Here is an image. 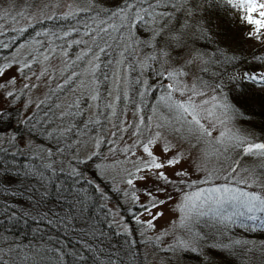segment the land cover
<instances>
[{
    "label": "snow or ice",
    "instance_id": "snow-or-ice-1",
    "mask_svg": "<svg viewBox=\"0 0 264 264\" xmlns=\"http://www.w3.org/2000/svg\"><path fill=\"white\" fill-rule=\"evenodd\" d=\"M62 6L43 3L0 40V181L29 201L0 212L65 230L82 221V237H104L106 225L124 245L101 259L87 241L5 236L0 264H89L90 252L92 264H264V242L233 234L264 231V0ZM81 14L91 23L42 28L17 46L28 27Z\"/></svg>",
    "mask_w": 264,
    "mask_h": 264
},
{
    "label": "trees",
    "instance_id": "trees-1",
    "mask_svg": "<svg viewBox=\"0 0 264 264\" xmlns=\"http://www.w3.org/2000/svg\"><path fill=\"white\" fill-rule=\"evenodd\" d=\"M74 20L69 18L68 20H57L55 22H50L43 26L37 25L32 27L25 32L22 37L27 39L35 35L36 31L47 28L55 27L59 29L60 27H69L73 24ZM17 185L12 184L11 188L7 189V195L5 194V184L0 181V204L8 202L14 205L17 212L19 213L22 210H25L29 207V201L27 200V194L21 196L17 194L15 197L12 196L11 192L13 188H16ZM47 207H53L52 203L49 202L44 210ZM89 215H95L96 210L93 209ZM102 230L106 233L104 237H99V233L96 236H87L82 237L81 229H86L87 225L82 221H77L67 230L63 227H51L47 225L46 221L35 222L30 217L27 219V223L23 219L18 222H10L6 219L2 212H0V242L2 238L7 236L8 240H14L23 245H44L45 242L49 240V237H52V245H55L56 240L63 242L66 245H71L72 247H79L80 244H83L85 241L91 243L95 248L102 249L104 255L101 256V259H107V253L111 250L109 245H124V237L116 236L115 229L109 230L106 225H102ZM6 228L11 229V231H6ZM233 234L236 238H247L246 236L252 235L254 238L264 239V231L257 232H247L244 229L235 228L233 229ZM101 241L103 243H101ZM126 246V245H125ZM89 257V264H92L93 253H87ZM70 259V258H69Z\"/></svg>",
    "mask_w": 264,
    "mask_h": 264
},
{
    "label": "rangeland",
    "instance_id": "rangeland-1",
    "mask_svg": "<svg viewBox=\"0 0 264 264\" xmlns=\"http://www.w3.org/2000/svg\"><path fill=\"white\" fill-rule=\"evenodd\" d=\"M56 0H0V15H4V9L8 6L11 5L12 7L8 8V12H10V15H7L6 18L4 19H0V28L3 29V31L5 33H7V35L5 36H0V40H4L7 41L11 36L13 35H17L16 33H12L10 31L11 28L15 27V28H21V27H27L28 26V17H30L32 14H35L38 9L39 6L42 5L43 3H55ZM60 2L62 3V8L60 9V13L67 11V5L70 3H79L81 5H87L88 3H96L97 0H60ZM19 13H23V16H19ZM58 13V14H60ZM13 17L16 18V22H13ZM74 20L72 25H78V21L83 22L85 20H88L89 23H91V21L88 19V16L81 14L78 18H72ZM33 24H35V21H33ZM39 24H35V26H37ZM71 25V26H72ZM32 27H28V29H30ZM42 29L38 30L41 31ZM35 35H33L32 37H34ZM32 37L27 38V39H23L22 35L18 36V41H17V46L18 44L21 43H25L26 41L30 40ZM80 37L77 35H73L72 37H70L69 39H79ZM60 43V42H58ZM14 50V49H13ZM76 51H79V48L74 47L73 49L70 50V52L75 53ZM8 50L5 49H0V57H2L5 53H7ZM3 61L0 60V63H2ZM52 65L56 66L57 69H59V67L61 66V62L59 59L53 57L52 59ZM35 70L38 72L40 70V65L37 64L35 65ZM79 70V69H78ZM241 71L243 70L242 68L240 69ZM107 71H109V73L111 72V69H107ZM231 71V70H230ZM135 74H133L134 76ZM57 77L59 79V71H57ZM55 86V82L53 83V87ZM47 91L46 88L41 87V89L39 91H34L32 93V97L33 99H37L43 98L44 93ZM103 91V89H102ZM106 95V93H105ZM73 99L72 95L69 93L67 94L65 97H62V100H66V101H71ZM86 118V117H85ZM129 119H131V112H129ZM257 121H259L260 117L257 116L256 117ZM60 121H56V124H59ZM55 126V125H54ZM41 139H46L44 137H41ZM113 203H115V198L113 200ZM109 207H112V204L109 205ZM161 224L164 223V221L160 222ZM247 238H238V239H247V240H251V241H256L257 243L260 242H264V239H261V237L259 238H254L252 235H248L246 236ZM135 239L137 240V243L139 244V237L136 236ZM140 251L143 252L144 248L143 246H140ZM149 251H151V249H149ZM151 258V257H150ZM185 264H196V260L194 257H186L185 258Z\"/></svg>",
    "mask_w": 264,
    "mask_h": 264
}]
</instances>
